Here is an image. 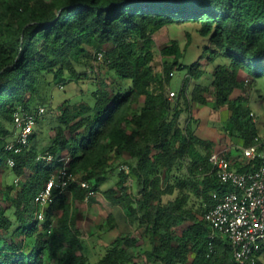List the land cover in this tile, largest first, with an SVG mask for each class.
I'll list each match as a JSON object with an SVG mask.
<instances>
[{
  "label": "trees",
  "instance_id": "obj_1",
  "mask_svg": "<svg viewBox=\"0 0 264 264\" xmlns=\"http://www.w3.org/2000/svg\"><path fill=\"white\" fill-rule=\"evenodd\" d=\"M185 23L199 25L209 41L206 55L187 65L190 41L183 48L171 38L158 47V72L157 34ZM218 59L223 62L216 64ZM208 63L215 64L212 80L203 85ZM79 67L105 73L91 100L58 106L48 146H37L41 135L35 130L29 147L7 150L15 112L46 101L52 84L87 77ZM175 71L186 76L172 100ZM243 73L264 77V0H0V264H96L85 253L77 203H85L89 189L102 191L123 164L137 192L126 185L128 174L121 169L116 187L102 194L142 232L118 233L99 264H139V257L144 264L231 261L223 237L209 251L204 215L214 204L212 192L228 188L211 167L216 144L199 134L194 105L208 106L213 94L216 108L227 107L225 136L248 145L260 132L242 94ZM126 81L130 86L124 90ZM221 150L241 168L238 146ZM64 158L75 179L66 192L54 190L55 199L39 220L35 197ZM107 222L116 227L113 213ZM140 239L146 247L135 254Z\"/></svg>",
  "mask_w": 264,
  "mask_h": 264
},
{
  "label": "rangeland",
  "instance_id": "obj_2",
  "mask_svg": "<svg viewBox=\"0 0 264 264\" xmlns=\"http://www.w3.org/2000/svg\"><path fill=\"white\" fill-rule=\"evenodd\" d=\"M198 29V24H173L167 26L157 34V37L160 39L155 47V66L158 72L161 70V59L158 47L171 38L178 39L183 48H185L188 41H190V45L187 47L185 57L183 58L185 64L190 65L197 60H201V57L205 54L204 47L209 41L207 38L200 35ZM202 62L205 64L206 60H202ZM220 62H223V60L218 59L216 64ZM214 66V63H208L206 65L207 73L199 83L203 85L211 83ZM79 70L81 72L85 71L87 77H83L78 82H68L63 87L59 84H52L46 88L49 93L47 100L44 101L45 103L40 102L37 104L47 107L46 113L39 119L35 129L36 132L41 135L36 142L37 146L45 147L50 144V137L55 127H52V123L57 117L58 106L61 103L68 101L73 104L81 102L82 100H91L93 90L97 88L100 81L106 79L105 73L98 75L96 72H93L92 68L84 69L79 67ZM185 76V71L174 72L169 87V93L175 92L176 94L181 89ZM242 76L244 79L242 94L249 100V105L254 112L259 132H264V77L248 76L246 73H243ZM51 79L52 77H50V80ZM129 86V81L123 83L124 90H127ZM192 88L193 86L191 85L190 92L193 90ZM175 98L174 95L172 100ZM194 116L200 119L198 124L199 134L203 138L215 142L216 146L214 151L218 149L221 150L229 144H233L234 146L241 145V141L238 138L229 139L225 136L223 126L228 117L227 107L216 108L213 94H209L208 106L200 107L194 105ZM121 167L117 172L113 173L108 181L101 187L102 191L97 192L88 201L86 200L84 204L77 203L80 212L79 221L82 228L85 230V253L90 257L91 261L96 264H99L100 258L105 254L108 245L117 237L118 233L132 232L135 236L139 237L142 232V230L138 229L137 224L131 222L126 211L120 207H118L119 210H117L116 206L109 202L102 194L103 191L116 187L117 182L120 180L119 172L122 169ZM7 180L10 182L15 180V178L10 179V177H8ZM130 189L134 193L137 192L134 181H132ZM170 198H173V196H166L165 200H169ZM45 209L46 208H44V210ZM40 210H42V208H40ZM37 212L38 211H36V213ZM115 212L118 214L117 225L115 228L110 229L107 216ZM140 242L143 243V240L140 239ZM145 247L146 243H143L140 248L134 249L133 252L137 254L140 249H144ZM137 262H139V264H144L145 258L139 257L137 258ZM149 264H155V262Z\"/></svg>",
  "mask_w": 264,
  "mask_h": 264
},
{
  "label": "built area",
  "instance_id": "obj_3",
  "mask_svg": "<svg viewBox=\"0 0 264 264\" xmlns=\"http://www.w3.org/2000/svg\"><path fill=\"white\" fill-rule=\"evenodd\" d=\"M97 59H103V53L97 52ZM63 87V86H61ZM175 92H170V98ZM46 113V107L39 105L26 110L19 108L14 114L15 135L6 144V149L20 153L30 146V137L35 132L39 119ZM241 154L236 158L240 167L227 156L226 150L213 151L209 162L218 180L228 190L212 192L213 206L204 215V220L210 226L209 251L214 252L215 242L223 237L231 246V261L224 264H256L264 261V132L253 137L248 145H239ZM41 158L51 157L40 156ZM10 166L15 160L8 159ZM68 159L62 160L60 169L51 177L35 197L38 210L36 218H45V210L55 199L54 190L60 194L68 190L74 181V175L67 168ZM128 174L126 185L130 187L133 178L129 175L128 165L121 167ZM83 188H89L87 182L81 183ZM96 194L88 190L86 200Z\"/></svg>",
  "mask_w": 264,
  "mask_h": 264
},
{
  "label": "crops",
  "instance_id": "obj_4",
  "mask_svg": "<svg viewBox=\"0 0 264 264\" xmlns=\"http://www.w3.org/2000/svg\"><path fill=\"white\" fill-rule=\"evenodd\" d=\"M116 208H117V210H119L118 207H116ZM117 210H116V211H117ZM113 214L115 215L116 218L118 217V216H117L118 214H116V212L113 213Z\"/></svg>",
  "mask_w": 264,
  "mask_h": 264
}]
</instances>
